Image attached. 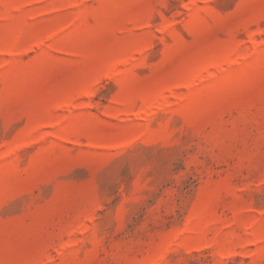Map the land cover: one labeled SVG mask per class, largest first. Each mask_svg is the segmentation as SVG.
<instances>
[{"label":"rangeland","instance_id":"obj_1","mask_svg":"<svg viewBox=\"0 0 264 264\" xmlns=\"http://www.w3.org/2000/svg\"><path fill=\"white\" fill-rule=\"evenodd\" d=\"M0 264H264V0H0Z\"/></svg>","mask_w":264,"mask_h":264}]
</instances>
